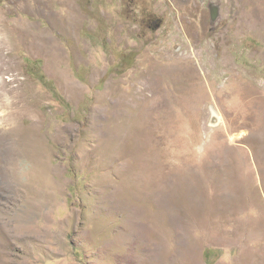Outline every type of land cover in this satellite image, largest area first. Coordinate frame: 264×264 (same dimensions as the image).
Listing matches in <instances>:
<instances>
[{"label":"rangeland","instance_id":"rangeland-1","mask_svg":"<svg viewBox=\"0 0 264 264\" xmlns=\"http://www.w3.org/2000/svg\"><path fill=\"white\" fill-rule=\"evenodd\" d=\"M206 252L264 264V0H0V264Z\"/></svg>","mask_w":264,"mask_h":264},{"label":"water","instance_id":"water-1","mask_svg":"<svg viewBox=\"0 0 264 264\" xmlns=\"http://www.w3.org/2000/svg\"><path fill=\"white\" fill-rule=\"evenodd\" d=\"M210 16H211V23L216 22L218 18V9L217 6L210 4L209 5ZM214 124V116L212 115V125Z\"/></svg>","mask_w":264,"mask_h":264},{"label":"trees","instance_id":"trees-1","mask_svg":"<svg viewBox=\"0 0 264 264\" xmlns=\"http://www.w3.org/2000/svg\"><path fill=\"white\" fill-rule=\"evenodd\" d=\"M41 83H43V85H45V84H47V81L44 78H42ZM204 257H205L206 264H212V262L210 261V253L206 252L204 254Z\"/></svg>","mask_w":264,"mask_h":264}]
</instances>
